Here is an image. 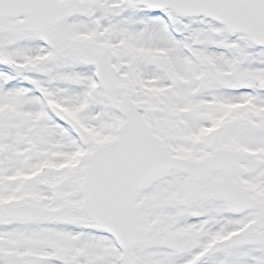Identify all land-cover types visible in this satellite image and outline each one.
<instances>
[{
    "label": "snow or ice",
    "instance_id": "6c2138e0",
    "mask_svg": "<svg viewBox=\"0 0 264 264\" xmlns=\"http://www.w3.org/2000/svg\"><path fill=\"white\" fill-rule=\"evenodd\" d=\"M0 264H264V0H0Z\"/></svg>",
    "mask_w": 264,
    "mask_h": 264
}]
</instances>
